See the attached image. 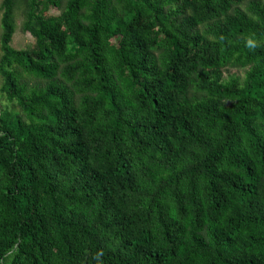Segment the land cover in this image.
I'll return each mask as SVG.
<instances>
[{
	"label": "trees",
	"instance_id": "trees-1",
	"mask_svg": "<svg viewBox=\"0 0 264 264\" xmlns=\"http://www.w3.org/2000/svg\"><path fill=\"white\" fill-rule=\"evenodd\" d=\"M1 10L0 264H264V0Z\"/></svg>",
	"mask_w": 264,
	"mask_h": 264
},
{
	"label": "rangeland",
	"instance_id": "rangeland-1",
	"mask_svg": "<svg viewBox=\"0 0 264 264\" xmlns=\"http://www.w3.org/2000/svg\"><path fill=\"white\" fill-rule=\"evenodd\" d=\"M3 0H0V59L2 56V44H1V38H2V33H3V27H2V10H1V5H2ZM55 13L58 11L56 9L53 10ZM22 16L18 14L17 17V31L15 34V41L14 45L16 47H21L26 44H29L31 42V36L28 34H25L22 29H21V24H22ZM13 44V43H12ZM243 74V72H242ZM3 83V76L0 73V84Z\"/></svg>",
	"mask_w": 264,
	"mask_h": 264
}]
</instances>
